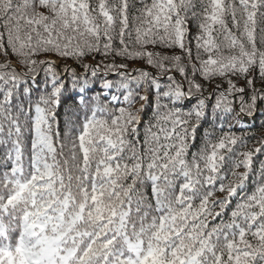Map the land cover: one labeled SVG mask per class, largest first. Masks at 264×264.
<instances>
[{
	"label": "snow or ice",
	"instance_id": "snow-or-ice-1",
	"mask_svg": "<svg viewBox=\"0 0 264 264\" xmlns=\"http://www.w3.org/2000/svg\"><path fill=\"white\" fill-rule=\"evenodd\" d=\"M257 115L264 0H0V264H264Z\"/></svg>",
	"mask_w": 264,
	"mask_h": 264
},
{
	"label": "trees",
	"instance_id": "trees-1",
	"mask_svg": "<svg viewBox=\"0 0 264 264\" xmlns=\"http://www.w3.org/2000/svg\"><path fill=\"white\" fill-rule=\"evenodd\" d=\"M149 2H150V0H149ZM229 26H231L230 23H229ZM192 31H193V34H195V31H196V30H195V27H193ZM233 31H235V30H233ZM237 35H239V34L237 33ZM172 54H177V55H179V54H181V53L179 52V49H176V50L173 51ZM84 62H85V63H94V61H93L91 58L85 60ZM117 62L119 63V62H121V61H117ZM57 63H58V65H60L61 67H63V65H64L65 63H67V64H69V65H73L74 67H76L78 72H82V71H83V69H82L81 67H79L78 65H76L72 60H63V59H60V60H57ZM139 66H142V62H129V69H130V70H131L132 68L139 67ZM143 66L146 67V65H143ZM172 74H173V75H176L177 79H180L178 73H172ZM109 78H110V79H115V77H112V76H110ZM39 79L42 81V74H41V77H40ZM217 83H221V81H220L219 79H215V80L211 81V85H212L213 87H214ZM237 85H238V87H243V81H242V80H241V81H238V82H237ZM205 86L208 88V91H211V87H208L207 84H206ZM224 86L227 87L226 84H225ZM92 94H94V93H90L89 95H92ZM207 94H208V93L205 92V95H207ZM71 103H72V102L69 101L67 104H65V105L62 106V108H61V113H62V114H63L64 108L69 107ZM193 103H195L194 100L191 101V102H189V104L185 105V107H190L191 104H193ZM137 107H139V105H137ZM150 116H151V110H150V109H149L146 113L142 114V126H141V133H142V134H143V124L149 119ZM61 119H62V121H63V115H62V118H61ZM262 122H264V117H262V116H260V115H257L255 118H248V117H245L244 120L241 122V124H239L237 127H238V128H246V129H249V130H251V131L256 132V134L259 135V134H260V124H261ZM61 130L63 131V122H62V124H61ZM199 131H200V134H202V131H203V130L201 129V130H199ZM199 142H200V140H199V135H198V141H197V143H199ZM252 143H254V142H253V141H250V142H249V147H251ZM28 147L30 148V143H29ZM192 150H195V149H192ZM260 158L264 159V157H260ZM240 171H243V169H240ZM218 195H222V194H218Z\"/></svg>",
	"mask_w": 264,
	"mask_h": 264
}]
</instances>
